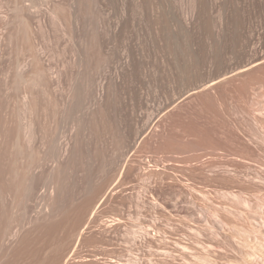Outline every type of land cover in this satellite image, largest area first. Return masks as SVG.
<instances>
[{"label": "rangeland", "instance_id": "rangeland-1", "mask_svg": "<svg viewBox=\"0 0 264 264\" xmlns=\"http://www.w3.org/2000/svg\"><path fill=\"white\" fill-rule=\"evenodd\" d=\"M54 7L37 107L0 100V264H264V0Z\"/></svg>", "mask_w": 264, "mask_h": 264}, {"label": "bare ground", "instance_id": "bare-ground-1", "mask_svg": "<svg viewBox=\"0 0 264 264\" xmlns=\"http://www.w3.org/2000/svg\"><path fill=\"white\" fill-rule=\"evenodd\" d=\"M45 10H49L52 22L57 23L60 21L61 17L57 8L50 9V0H0V100L4 92L8 91L17 100L19 99L18 103H22L23 106L34 105L37 107L38 102L36 100H34L35 103L33 104L35 89L42 85L48 69L44 60V47L42 44L37 43L36 39H33V35L36 25L38 28H42L47 24L48 16ZM69 16L70 36L72 39L74 25L72 11ZM261 62L260 60L255 65H259ZM53 77L54 80L57 78L55 70ZM17 133L16 142L22 147V139L27 138L28 132L19 124ZM51 135H53L54 143L52 145L56 153L60 136L58 137L57 131Z\"/></svg>", "mask_w": 264, "mask_h": 264}]
</instances>
